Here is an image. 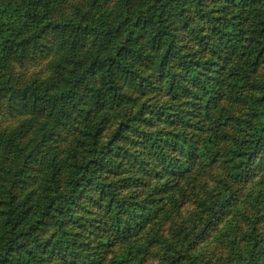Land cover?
Masks as SVG:
<instances>
[{"label":"trees","instance_id":"obj_1","mask_svg":"<svg viewBox=\"0 0 264 264\" xmlns=\"http://www.w3.org/2000/svg\"><path fill=\"white\" fill-rule=\"evenodd\" d=\"M42 59L33 74L19 71ZM186 94L182 123L198 105L201 120L213 116L203 143L185 129H158L160 117L174 123L170 104ZM6 108L0 264L75 258L83 198L110 216L102 253L122 243L105 264H142L157 244L166 264H264V0H0V115ZM123 137L155 153L164 147L158 166L176 177L222 169L217 185L194 197L192 227L160 207L166 184L142 201L124 193L122 180L135 178L118 171ZM186 198L173 195V208ZM221 213L216 253H198L195 230ZM159 218L171 222L172 240L158 239L157 225L134 234Z\"/></svg>","mask_w":264,"mask_h":264},{"label":"rangeland","instance_id":"obj_2","mask_svg":"<svg viewBox=\"0 0 264 264\" xmlns=\"http://www.w3.org/2000/svg\"><path fill=\"white\" fill-rule=\"evenodd\" d=\"M211 40L212 39L210 38L208 41L209 44L211 43ZM208 47L209 46L205 48L204 52L209 51ZM44 63L45 61H43V59L38 62H30L25 65V67L19 69V71L24 74V76H29L38 71L39 68L44 65ZM154 95L157 99L160 98L159 92L155 93ZM198 101L199 100H196V103ZM186 102L187 94L178 101H172L170 108L174 118L177 117V119L174 121V123H169L165 120V118L160 117L158 119V129L162 130L163 132L185 129L186 133L195 135L201 141V143H203L205 139L212 137L214 134L212 131H210V125L204 126L203 122L211 121L213 116L210 115L209 117L201 120L200 110L203 105H198V110L196 113L190 116L192 121H190L188 124L182 123L183 114L181 109L185 107ZM11 120H13V118H11L9 111L7 108L4 109L0 115V128ZM123 139V142L125 143L123 149L124 157L121 158V164L118 171H123L126 167H128L127 170L131 171L130 175L135 178L132 183L122 180L124 193L130 195L132 194V196L129 198H134L136 201H142V197H145L149 191L153 190V188L154 193H158V190L161 188V186L166 184L165 189L168 191V193L160 191L158 194L161 199L160 207L162 204H164L166 209L168 208L167 212L171 215V218L169 219L175 217V220L178 223H187L192 227L195 223L191 220V216L196 212L194 197L200 198L204 196L208 190H211L214 187L215 184L217 185L219 180L224 176L222 169L218 166L207 170H200L198 167H194L188 174L182 177H176L175 175L166 173L161 169L160 166H158L164 161V157L166 158L164 147L163 150L155 153L151 152L154 150H151L150 147L146 145L145 141L139 137H123ZM197 145L199 146V142ZM135 155L143 160V166L141 168L140 166H138V168L135 167ZM260 174L262 173H260L258 170L252 173V175H257L254 178L255 180L260 177ZM123 176L124 175L116 179L119 180L123 178ZM249 183L250 182H247L242 186L247 187ZM174 184L175 186L172 188V185ZM141 187L143 189H141ZM186 192V204H179L176 201L177 204L174 209L173 207L175 204H171V197L176 195L177 199H179ZM123 197L127 198L128 196ZM95 206L96 207L91 208L90 211L85 203V198H83L78 204L77 209L82 211L79 216L81 223L78 222L75 224L77 235L73 239L75 243L74 247L76 249L74 252L77 256L72 259L60 257L54 262V264H79L81 260H85L86 258L97 255L100 257L99 263L105 264L107 259H110L113 253L120 248V244L122 243L117 245L113 244L109 247L108 252L106 251L102 253L101 239L108 234L111 237L114 233V229L110 223V216L104 211L102 206L97 203ZM227 219V215L221 213L219 214L218 218H215L213 222L209 224V226L204 228V230L200 226L195 230L194 235L196 239L195 241L197 242L195 248L197 249L198 253H203L204 251H207L209 254H213L214 252L216 253V250L220 245V242L216 238H218L222 229L225 227ZM155 220L156 219H153L145 223L143 229L142 227H138L134 234L138 233L141 236H145V233L148 232L149 228H151L153 225H157L158 228H161L159 233L160 235H157V238H160L161 241L165 239L172 240L170 233V229H172L171 222L164 224V222L159 223L160 218L157 221ZM132 224L135 225L136 221H133ZM175 230L176 229H173V231ZM202 230L203 232L201 233ZM161 247V244H157L152 247L151 251L144 258L142 264H166L162 261L160 256Z\"/></svg>","mask_w":264,"mask_h":264}]
</instances>
